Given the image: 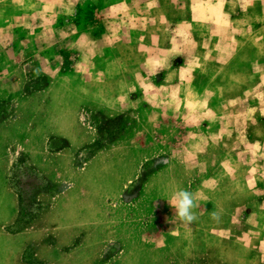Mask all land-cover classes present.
<instances>
[{
  "label": "rangeland",
  "instance_id": "obj_1",
  "mask_svg": "<svg viewBox=\"0 0 264 264\" xmlns=\"http://www.w3.org/2000/svg\"><path fill=\"white\" fill-rule=\"evenodd\" d=\"M263 67L264 0H0V264H264Z\"/></svg>",
  "mask_w": 264,
  "mask_h": 264
},
{
  "label": "clouds",
  "instance_id": "obj_2",
  "mask_svg": "<svg viewBox=\"0 0 264 264\" xmlns=\"http://www.w3.org/2000/svg\"><path fill=\"white\" fill-rule=\"evenodd\" d=\"M169 205L175 209L177 217L184 223L192 224L198 219L193 209L197 206L194 194L186 189H179L175 191L170 198ZM214 220L219 219L217 212L210 214Z\"/></svg>",
  "mask_w": 264,
  "mask_h": 264
},
{
  "label": "crops",
  "instance_id": "obj_3",
  "mask_svg": "<svg viewBox=\"0 0 264 264\" xmlns=\"http://www.w3.org/2000/svg\"><path fill=\"white\" fill-rule=\"evenodd\" d=\"M222 20L224 21V18L220 16V18H219L220 22L219 23H223ZM260 85H261V87H260V89L257 90V93L261 92V91H264V67L262 68V70L260 72ZM256 103H257V104H255L256 108H258V105H260V103L259 102H256ZM263 117H264V113H263Z\"/></svg>",
  "mask_w": 264,
  "mask_h": 264
},
{
  "label": "trees",
  "instance_id": "obj_4",
  "mask_svg": "<svg viewBox=\"0 0 264 264\" xmlns=\"http://www.w3.org/2000/svg\"><path fill=\"white\" fill-rule=\"evenodd\" d=\"M21 193V192H20Z\"/></svg>",
  "mask_w": 264,
  "mask_h": 264
}]
</instances>
